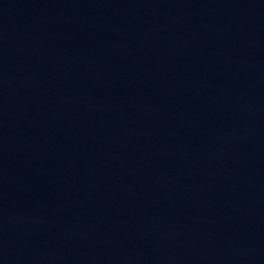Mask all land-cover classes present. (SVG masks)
<instances>
[{
    "label": "water",
    "instance_id": "1",
    "mask_svg": "<svg viewBox=\"0 0 264 264\" xmlns=\"http://www.w3.org/2000/svg\"><path fill=\"white\" fill-rule=\"evenodd\" d=\"M64 0H0V54Z\"/></svg>",
    "mask_w": 264,
    "mask_h": 264
}]
</instances>
